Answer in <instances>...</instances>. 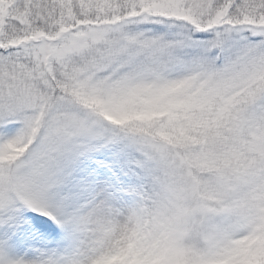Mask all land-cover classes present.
<instances>
[{
    "label": "snow or ice",
    "instance_id": "6c2138e0",
    "mask_svg": "<svg viewBox=\"0 0 264 264\" xmlns=\"http://www.w3.org/2000/svg\"><path fill=\"white\" fill-rule=\"evenodd\" d=\"M0 264H264V0H0Z\"/></svg>",
    "mask_w": 264,
    "mask_h": 264
}]
</instances>
